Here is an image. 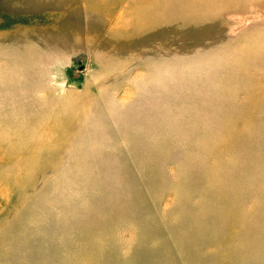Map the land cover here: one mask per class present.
I'll return each mask as SVG.
<instances>
[{
    "label": "rangeland",
    "instance_id": "1",
    "mask_svg": "<svg viewBox=\"0 0 264 264\" xmlns=\"http://www.w3.org/2000/svg\"><path fill=\"white\" fill-rule=\"evenodd\" d=\"M0 264H264V0H0Z\"/></svg>",
    "mask_w": 264,
    "mask_h": 264
}]
</instances>
